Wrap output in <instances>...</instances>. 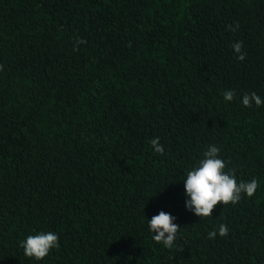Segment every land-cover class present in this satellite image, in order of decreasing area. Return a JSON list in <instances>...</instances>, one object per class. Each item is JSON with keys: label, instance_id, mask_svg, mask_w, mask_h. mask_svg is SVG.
Masks as SVG:
<instances>
[{"label": "trees", "instance_id": "obj_1", "mask_svg": "<svg viewBox=\"0 0 264 264\" xmlns=\"http://www.w3.org/2000/svg\"><path fill=\"white\" fill-rule=\"evenodd\" d=\"M253 92L264 0H0V264H264ZM213 145L259 187L201 220L184 179ZM160 211L180 226L171 249L149 230ZM49 231L60 247L26 257L20 242Z\"/></svg>", "mask_w": 264, "mask_h": 264}, {"label": "clouds", "instance_id": "obj_2", "mask_svg": "<svg viewBox=\"0 0 264 264\" xmlns=\"http://www.w3.org/2000/svg\"><path fill=\"white\" fill-rule=\"evenodd\" d=\"M236 27L238 28L239 25L237 24ZM231 30L235 31V29ZM232 47L237 53H240L243 42H237ZM238 58L243 60L244 55L242 54ZM223 96L225 101H232L235 91H225ZM253 102L257 107L264 103L256 93H245L242 98L243 105L251 107ZM151 144L156 153L164 154L159 137L153 138ZM219 152L220 150L216 146H209L203 154V159L187 172L186 179H184L187 197L185 206L201 220L212 217L213 211L218 205L237 204L241 200L242 194H246L249 198L253 197L259 187L256 179L249 182L243 180L238 182L234 170L225 171L227 165L223 159L219 158ZM175 219L176 217L171 214L160 211L158 215H154L148 220L149 230L154 233L152 239L156 243H162L169 249L174 247V241L180 229V226L174 223ZM218 231L221 237L228 235V227L224 224L219 225ZM216 235L215 230L210 231L208 238L214 239ZM20 247L26 257L41 261L53 249L60 247L59 236L52 231L29 235L20 242Z\"/></svg>", "mask_w": 264, "mask_h": 264}]
</instances>
